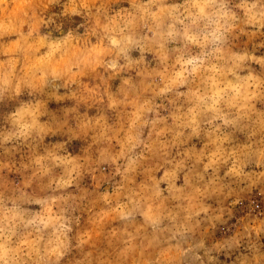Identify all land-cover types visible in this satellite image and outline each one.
Segmentation results:
<instances>
[{
    "label": "clouds",
    "instance_id": "clouds-1",
    "mask_svg": "<svg viewBox=\"0 0 264 264\" xmlns=\"http://www.w3.org/2000/svg\"><path fill=\"white\" fill-rule=\"evenodd\" d=\"M13 2L0 264H264V0Z\"/></svg>",
    "mask_w": 264,
    "mask_h": 264
},
{
    "label": "rangeland",
    "instance_id": "rangeland-1",
    "mask_svg": "<svg viewBox=\"0 0 264 264\" xmlns=\"http://www.w3.org/2000/svg\"><path fill=\"white\" fill-rule=\"evenodd\" d=\"M20 5H18L16 2H15V0H14V2L12 3V5L10 6V9H9V11H10V13L13 15V16H15V15H17L18 14V12H19V10H20ZM88 235H90V232L88 233Z\"/></svg>",
    "mask_w": 264,
    "mask_h": 264
}]
</instances>
